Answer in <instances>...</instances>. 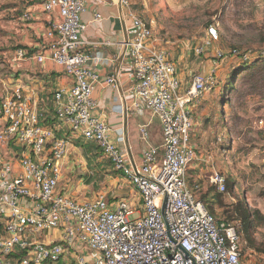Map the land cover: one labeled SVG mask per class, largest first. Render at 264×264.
I'll use <instances>...</instances> for the list:
<instances>
[{
    "label": "built area",
    "instance_id": "1",
    "mask_svg": "<svg viewBox=\"0 0 264 264\" xmlns=\"http://www.w3.org/2000/svg\"><path fill=\"white\" fill-rule=\"evenodd\" d=\"M120 4L128 9L134 29L126 43L137 82L133 107L139 109L143 103L162 126L161 149L148 147L141 164L132 163L111 142L108 124L96 114L93 96L103 79L88 67L91 59L83 49L85 0H45L42 10L53 17L45 34L48 44L32 58L38 65L54 62L72 80L68 90L54 95L57 121L102 150L113 170L139 195V208L105 195L82 201L61 190L69 141L42 125L31 99L21 86L15 87L1 105L5 124L0 127V162L8 148L21 151L13 155L19 167L16 176L15 164L0 171L5 229L0 264H244L238 228L218 224L189 186L191 168L201 157L192 142L196 123L191 106L213 90L215 78L196 75L183 94L177 65L159 45L152 26L132 10L130 0ZM208 36L207 46L219 39L214 27ZM28 59L29 53L17 49L9 64L18 66ZM115 82L111 76L104 84ZM140 134L148 142L146 127ZM209 182L218 192H227L223 174L213 171ZM18 251L24 255L15 260Z\"/></svg>",
    "mask_w": 264,
    "mask_h": 264
},
{
    "label": "rangeland",
    "instance_id": "2",
    "mask_svg": "<svg viewBox=\"0 0 264 264\" xmlns=\"http://www.w3.org/2000/svg\"><path fill=\"white\" fill-rule=\"evenodd\" d=\"M130 3L132 10L152 26L159 45L177 65L183 94L196 75L216 79V89L206 93L199 106H191L196 118L192 142L201 157L191 168L189 186L198 191L196 198L204 200L216 219L232 215V224L242 235V248H246L244 264H264V0ZM210 27L217 29L219 39L207 46ZM3 37L0 29V78L4 79L15 73L8 62V52L4 51ZM202 48L204 52L198 54L196 50ZM234 48L238 49V56H231ZM260 62V70L254 69L253 64ZM233 78L236 91L223 96L222 88L233 84ZM76 145L84 151L93 147V152L101 153L95 144L81 141ZM76 160V170L71 175L74 180H64L62 185H71V192L80 200H92L99 195L121 199L125 198L121 196L125 187L133 188L118 178L119 174L102 154H95L93 162L84 155H77ZM101 168L104 169L99 177H89L93 170ZM213 171L229 180V192L220 199L209 182ZM208 193L211 195L204 198ZM138 201L133 208L138 207ZM240 205L252 213L258 212L250 219L256 247L249 246L243 231L244 220L234 213Z\"/></svg>",
    "mask_w": 264,
    "mask_h": 264
},
{
    "label": "crops",
    "instance_id": "3",
    "mask_svg": "<svg viewBox=\"0 0 264 264\" xmlns=\"http://www.w3.org/2000/svg\"><path fill=\"white\" fill-rule=\"evenodd\" d=\"M44 2L45 0L41 3L35 0H0V29L4 36V51L9 54L8 62L17 49L25 50L30 56V59L21 65H10L15 74H9L4 79L0 78V127L5 124L1 109L3 100L15 87L21 86L36 107L42 125L46 126L44 119H50V126L54 128L56 138L69 141L68 155L63 162L60 188L77 198L70 190L73 188L71 185H62L64 180L70 182L74 180L71 175L77 166L75 157L84 155L93 162L95 154L103 156V153L95 143L88 142L79 134H73L67 124L56 119L54 95L59 90H68L72 86V80L54 62L47 61L43 65H38L32 58L41 53L48 44L45 34L53 21V17L42 10ZM85 6L86 11L81 15L82 23L87 25L86 31L82 34L83 49L91 59L88 67L98 72L103 79L96 85L94 91L93 97L97 103L96 114L108 124L111 130V142L126 154L128 160L139 165L143 160V152L148 147L161 149L163 134L160 120L143 103L139 109L133 107L134 102L137 101L134 93L137 82L126 48V43L134 37L129 11L120 4V0H85ZM97 15L101 16V20H95ZM26 16H29L30 20H27ZM111 76L116 78L115 84H104L105 79ZM178 78L180 80L179 75ZM142 127L148 130V142L141 139ZM193 136L192 133V138ZM120 138H124V141ZM81 141L86 145L95 144L101 153L93 152V147L88 151L80 149L76 144ZM20 151L19 148H8L0 162V171L7 165L15 164L13 176H16L19 167L13 155ZM94 162H99L98 157ZM103 169L93 170L89 177L96 178L98 174L103 173ZM118 178H122L131 186L121 174ZM121 196L125 198L115 200L125 199L134 205L140 199L135 190L128 187L123 189Z\"/></svg>",
    "mask_w": 264,
    "mask_h": 264
},
{
    "label": "trees",
    "instance_id": "4",
    "mask_svg": "<svg viewBox=\"0 0 264 264\" xmlns=\"http://www.w3.org/2000/svg\"><path fill=\"white\" fill-rule=\"evenodd\" d=\"M233 51H231L230 52V54H231V56H233V55H236V56H238V54H239V51H238V49L237 48H234V49H232ZM263 58V56L262 57H260L259 59H262ZM247 58H245V62L247 63ZM248 65H250V64H248ZM262 65H263V62H260V63H257V65L256 66H254V64H253V67H254V69H258L259 68V70H260V68L262 67ZM251 66H252V64H251ZM258 67V68H257ZM234 76L236 77V74H234ZM236 79V78H235ZM233 80H234V78H233ZM215 81H216V79H215ZM236 80H234V83L233 84H230V85H228V87H226V86H224L223 88H222V90H221V93L223 94V96H225L227 93H230L231 91H233V92H235L236 91V85H237V83L235 82ZM215 85H217V82H215ZM214 85V88H213V91L216 89V86ZM200 105V104H199ZM199 105H197V106H199ZM56 120V119H55ZM44 124L46 125V126H48V127H51L50 126V124H51V122H50V119H47V120H45L44 119ZM53 123H55V121H53ZM109 164L111 165V163L109 162ZM114 171V170H113ZM115 172V171H114ZM100 175H98L97 177H99ZM227 192L226 193H220V192H218V190L216 189V187L215 186H211V187H213V189L216 191L215 193L217 194V199H220L223 195H226V194H228V192H229V189H228V186H229V180H227ZM192 190V192L194 193V195H195V193H197L198 191L197 190H193V189H191ZM208 195H211V193H208L204 198H207L208 197ZM201 201H203L204 202V200H202L201 199ZM236 215H238L242 220H244V227H243V231L245 232V236H246V240H247V242H248V244H249V246L250 247H256V241L253 239V228H252V225H253V222H251V218H253V217H255L256 215H258V212H251V211H249V210H247V209H244L243 207H242V205H240V207L239 206H237V208H236V211L234 212ZM227 215H229V213H227ZM232 216V215H231ZM231 216L229 215L227 218L226 217H224V218H222V219H220V220H218V219H216L217 220V222H218V224H221V223H227V224H232L233 222H232V220H231ZM231 220V221H230ZM232 225H234V224H232ZM238 233H239V235L241 236V238H242V235H241V232H240V230H239V228H238ZM5 235V229H4V224H3V222H2V220H1V218H0V237H2V236H4ZM242 252H243V254H245L246 253V248H244V246H243V248H242ZM23 255H24V252L23 251H18V253L15 255V256H13V258L15 259V260H17V259H19V258H21V257H23Z\"/></svg>",
    "mask_w": 264,
    "mask_h": 264
}]
</instances>
